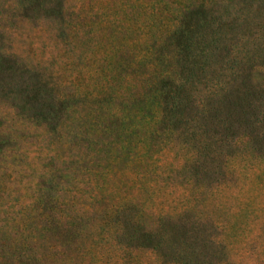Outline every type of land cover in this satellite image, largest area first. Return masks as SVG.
Segmentation results:
<instances>
[{
	"label": "rangeland",
	"instance_id": "rangeland-1",
	"mask_svg": "<svg viewBox=\"0 0 264 264\" xmlns=\"http://www.w3.org/2000/svg\"><path fill=\"white\" fill-rule=\"evenodd\" d=\"M189 2L0 0V264H264V124L251 138L233 119L230 139L224 120L196 116L150 141L149 120L116 122L139 158L91 162L111 151V109L142 95L151 46ZM244 9L264 25V0ZM38 80L71 107L40 118L19 95ZM122 199L149 231L164 219L167 248L117 241L104 213Z\"/></svg>",
	"mask_w": 264,
	"mask_h": 264
},
{
	"label": "trees",
	"instance_id": "trees-1",
	"mask_svg": "<svg viewBox=\"0 0 264 264\" xmlns=\"http://www.w3.org/2000/svg\"><path fill=\"white\" fill-rule=\"evenodd\" d=\"M260 1L196 0L184 5L176 15L175 25L166 28L162 39L158 37L157 47L151 46L153 56L142 95H136L132 103H115L117 107L111 109H116L109 116V120H115L114 129L117 130L116 122L121 128L134 129L149 120L147 125H152L149 138L145 133L144 136L154 141L162 139L163 131L168 130L166 126L188 119L194 121L196 116H209L211 120H224L225 129H222L230 139L238 136L227 125L233 119L244 126L245 135L257 137V129L264 124V84L257 82L253 73L264 59V25L249 27L245 21L251 12L245 11L244 6ZM33 84L22 88L19 95L22 99H32L33 105L37 102L35 111L40 118L56 115L60 105H65V110L71 107L70 98H57L43 81ZM251 106L253 110L249 112ZM187 108L193 111L187 113ZM116 134L118 138L114 137L111 143L107 140L102 143L103 148L110 144L111 151H101L91 162L101 165L107 160L105 167L109 168L110 162L120 163L125 157L132 161L139 158L136 151L131 153L123 147L124 130ZM103 154L105 157H101ZM120 201L121 205L115 204L104 213L105 219L115 222L117 241L157 251L167 248L164 219L160 218L157 228L149 231L141 222L142 214L131 216L130 207L134 205L125 199Z\"/></svg>",
	"mask_w": 264,
	"mask_h": 264
}]
</instances>
